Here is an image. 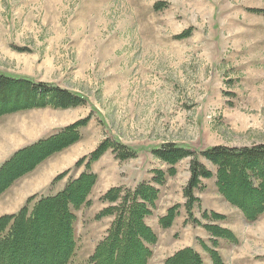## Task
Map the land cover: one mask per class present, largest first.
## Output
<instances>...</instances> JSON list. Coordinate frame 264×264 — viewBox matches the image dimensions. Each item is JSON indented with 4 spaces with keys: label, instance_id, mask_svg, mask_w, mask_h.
<instances>
[{
    "label": "rangeland",
    "instance_id": "obj_1",
    "mask_svg": "<svg viewBox=\"0 0 264 264\" xmlns=\"http://www.w3.org/2000/svg\"><path fill=\"white\" fill-rule=\"evenodd\" d=\"M96 3L89 18L77 19L76 9L83 2L77 4L76 0H0V34L28 47L18 50L20 56L1 51L0 63L27 74L14 78L53 82L58 87L63 83L72 92L84 94L86 102L79 106L81 111L71 110L59 119L63 123L90 118L79 130H84L87 143L79 140L78 145L57 154L62 153L66 159L70 149L79 154L93 152L104 141L125 144L140 152L135 159L120 161L110 150L106 151L96 169L104 188L114 184L116 177L124 183H133L140 177L143 183L151 184L155 170L165 174L163 183L156 186L160 198L156 199L147 226L154 225V215L177 205V216L183 214L179 224L199 229H193L190 235L179 229L170 240L164 236L158 242V235L166 229L159 225L154 228L157 242L150 246L148 264H160L204 230L193 220L201 225L211 223L201 218L203 212H212L209 204L226 214H241L226 207L228 203L218 194L213 176L201 179L200 187L194 190L198 202L189 211L191 220L185 211L183 189L190 177L193 157L208 172L215 173L216 167L201 158L199 152L212 147L239 150L264 144V0ZM184 33V37H178ZM70 109L73 108L60 111ZM37 112L42 111H16L10 114L18 115L0 121V130L6 132L22 121L19 125L23 124L24 131L22 136L11 132L10 137L0 139V159L12 151V143L19 136L20 144L30 142L48 128ZM40 139L43 138L37 140ZM166 144L193 154L172 166L173 176L168 175L169 165L152 155L153 149ZM75 173L77 169L73 168L66 182ZM34 181L42 182L41 178ZM17 187L0 195V216L15 214L26 204L27 199L20 204L26 190ZM35 196L37 199L43 195ZM98 201H94L92 211L98 208ZM76 216V250L69 264H88V257L105 236L112 218ZM233 225L240 227L247 239L258 242L250 245L243 244L247 240L238 244L224 240L220 249L223 263H263L260 255L264 256V216L253 223L236 220ZM208 245L211 247L209 241ZM195 247L204 258L202 264H211L198 238Z\"/></svg>",
    "mask_w": 264,
    "mask_h": 264
},
{
    "label": "trees",
    "instance_id": "obj_2",
    "mask_svg": "<svg viewBox=\"0 0 264 264\" xmlns=\"http://www.w3.org/2000/svg\"><path fill=\"white\" fill-rule=\"evenodd\" d=\"M181 34L178 37H184ZM84 96L54 84L34 82L0 75V117L13 112L46 109L63 110L84 105ZM90 118H85L46 138L25 146L12 153L0 165V195L20 178L32 172L60 150L77 143L80 129L86 126ZM110 150L116 159L125 161L136 158V152L117 143L104 141L88 156L74 163V168L83 167L84 171L76 178L69 179L64 188L54 195L32 196L15 214L0 216V264H69L76 250L75 212L89 207L88 199L95 186L97 176L91 172V165ZM156 160L169 165L168 175L173 176L172 166L179 159L193 157L188 150L173 144L158 146L152 150ZM199 156L216 167L215 173L208 172L195 157L190 163L189 180L183 189L186 212L194 202L193 192L200 187L201 179L214 176L217 192L231 207L238 210L245 222L253 223L264 214V144L235 150L224 147H212ZM152 183H139L133 189L113 187L101 198L108 206L95 214V219L112 218L105 236L97 241L88 264H148L152 256L150 246L157 242L154 232L145 220L155 209L158 190L165 174L154 171ZM65 171L55 176L53 182L65 178ZM178 206L165 211L158 219L163 229L170 228L177 216ZM201 218L211 223L195 224L209 234L210 246L200 241L211 264H224L217 248V239L236 243L233 234L214 222L224 221V216L203 212ZM201 256L192 248L176 251L160 264H202Z\"/></svg>",
    "mask_w": 264,
    "mask_h": 264
},
{
    "label": "crops",
    "instance_id": "obj_3",
    "mask_svg": "<svg viewBox=\"0 0 264 264\" xmlns=\"http://www.w3.org/2000/svg\"><path fill=\"white\" fill-rule=\"evenodd\" d=\"M73 1H75V0H73ZM76 2H77V4H80V3L83 2V6H81V8L76 9V13H75L74 16L77 19L89 18L92 15L91 14L92 13L91 10H93L96 7V5H97L96 0H76ZM22 48H28V47L26 45L22 44V43H19L18 41H14L13 39H9L6 36H3V35L0 34V53L3 52V53L8 54V55H18V53H21V51H18V50H21ZM31 54L36 56L35 52L32 53V51H31ZM18 56H20V55H18ZM19 60L22 61V59H19ZM6 65L7 64L0 63V75L14 78V76H18L19 77V75H24L25 74V72H22L23 74L21 72H19L20 69L14 70V69H11V68L7 67ZM18 66L19 65H17V68H19ZM25 75H27V74H25ZM51 83L54 84L53 82H51ZM60 84H61V85H59L60 88L62 87L63 89H67V90L72 91L67 86L66 87L62 86L63 83H60ZM77 94L84 96V94H82V93L80 94V93L77 92ZM71 110L75 111V112L81 111L79 107H76V108H73V109H70V110H66V111L53 110L51 108H46V109H41V110L40 109L33 110V111H42V112H37V113H40L39 118L43 119L45 121L44 123L48 126V128L46 130H44L43 132H41V134L39 136H37L36 138H34L30 142H25L24 141L22 144H20V136H22L23 133H24L23 127H22L23 124L19 125V123H23L22 121L18 122L17 125L12 126L11 128L8 127L7 132L4 131V130H0V139L1 140L3 138H6L7 135H9V137H10L11 132L14 133V134H16V133L20 134V136L17 139H15L13 141V143H12V145L14 146L12 151L6 153V155L3 156L0 159V165L10 155H12L13 152H15V151H17V150H19V149H21L23 147L25 148V146H28V145L34 143L39 138H44V137H47V136H49V135H51L53 133H56L57 131L63 129L64 127L69 126V124L76 123V119L68 120V121L63 122V123L59 119V117H62V115L64 116L65 114H68L69 111H71ZM20 113H23V112H20ZM16 115H18V113H15V115H11L10 114V115L2 116V117H0V121L3 120V119L10 118L11 116H16ZM36 115L37 114H35L34 117ZM43 115L44 116L46 115V117H43ZM49 116H53V117H49ZM27 117L28 116H26V117L23 116L22 118L25 119ZM36 118H37V116H36ZM17 121H19V120L17 119ZM82 130L80 132V138L81 139H80L79 143L83 142L82 144H84V143H87V141L83 137L84 130L83 131ZM79 143H77V145ZM122 145L132 149L131 147H129V146L125 145V144H122ZM0 146H1V150H2L3 149V145L1 144ZM132 150L136 152L137 156L140 154V152H138V151H136L134 149H132ZM67 151H69V154H68V157L66 159L64 158L65 157L64 155L61 156L62 153L55 154L51 158H49L46 161H44L43 163L37 165V167L32 172H30L26 176L20 178L16 183L13 184V186L18 185V187H17L18 190H19L20 187L21 188L24 187V189L26 190L25 191L26 194H23V195L21 194L22 198H21L20 204H23L26 199H28V198H30L32 196H35L37 194L43 195V196H45V195L49 196V195H54L55 193H57L60 190H62L64 188V186H65L66 179H68V176L70 175L69 173L74 168V165H75L74 163H76L78 159H80V158H82L84 156H87L88 154H90L92 152V151L91 152L87 151V152H82V153L79 154L78 150L77 151L73 150L74 151L73 152L72 149H70V150H67ZM103 157H104V155L97 162H94L91 165V172L94 173L95 176H97L96 184L91 189V193L89 194V197H88V199L91 201L90 202L91 205L89 207H82L80 210L75 212V216L77 214H79V215L80 214H92L93 215V214H97L98 212H100L104 208L106 209L108 204L106 202L104 203V202L98 201V205H99L98 208L92 211V208L94 207V204L96 203L94 201L99 200L110 188L121 187V188L133 189L139 183L144 181V179L140 178V177L138 179H135L134 175L132 174L133 180L135 179V182L132 183V182L128 181L127 183H124V181H122V180L119 181L117 179V177H116L114 184H109V185H107V187L105 186V188H104V186L101 183V178H100V176H98L99 174L96 171V169L98 168L99 162L103 159ZM61 158L63 159V161H61ZM68 170H70V172L67 174V176H65V178L63 177L62 180L56 181L55 183H53V180L55 179V176H58L59 174L65 172V171H68ZM83 171H84L83 167L78 168L77 169L78 173L77 174L75 173L76 175L74 176V178H76V176H78ZM37 178L38 179L41 178L42 182L40 184L36 183L37 181L36 182L34 181V179H37ZM129 179L131 180V176H130ZM129 183H131V186L129 185ZM35 185H36V187H35ZM32 186H33V189H27V188H30ZM12 187L10 189H12ZM158 197L160 198V193L158 194ZM0 200H1V198H0ZM209 206H210V208L208 209L209 211H212V212H215V213H217L219 215H222L225 218L224 222L223 221L222 222H214L213 224L218 225L221 228H225V229L229 230L233 234V236L236 238L237 244L242 242V241H245V240H247V242H244L243 244L246 243V244H250L251 245V243L256 244L258 242L257 240H253L252 238L251 239H247L246 236H245L246 233H243V231L240 230V227H237V226L233 225L236 220H241L242 223L245 221L243 216H242V214H226V213H223L220 210V208H216V206H214L213 204H209ZM226 207H228L230 209L233 208L229 204H227ZM166 209H168V207ZM166 209L162 212V214L154 215L155 216L154 225H152V227L149 226L153 230V232H155L154 228L159 227L158 226V219L165 215L164 212L166 211ZM233 209L236 211L235 208H233ZM17 210H19V209H16L14 212H16ZM205 210H207V208ZM153 212H154V210H153ZM153 212H152V214H154ZM7 215H9V214H7ZM263 216H264V214H263ZM150 217H148V218H150ZM180 217H183V214H179L174 219L172 226L170 225L171 227L169 228V231L166 229V230H164L163 232H161L158 235V238H157L158 242L161 240L160 238H162L164 236H167V239H169L171 237L172 233L178 231L179 229L182 230L184 234H189V235L192 234L193 229L194 230H198L199 229V227H189V226H187V224L182 226L181 224H179V218ZM76 218H77V216H76ZM148 218L145 220L146 223H147ZM233 219H234V221H233ZM230 222H232V224ZM205 223L206 222H202V224H205ZM197 238L201 242H203L207 246H209L208 245V241L210 240L211 237H209V234L205 230L201 229V233H199L198 235L196 233V235H194V237L190 238V242L188 244H186L184 247L182 246V248H185V249L188 248V247L193 248L194 251H196L201 256V254H200L201 252L198 251V248L195 247V241H196ZM216 241H217L218 245H217V248L215 250H217V252L220 254V256H222V250H220V249L225 244L224 240L217 239ZM260 243L261 242H259V244ZM260 256L264 257L263 255H260ZM201 258H202V260H204V258L202 256H201ZM208 259H209V257H208ZM250 262H252V264H257L254 261H250ZM258 264H264V262L263 263H258Z\"/></svg>",
    "mask_w": 264,
    "mask_h": 264
}]
</instances>
